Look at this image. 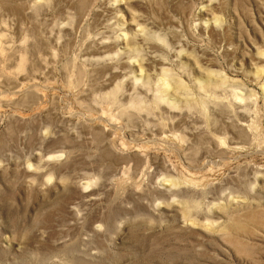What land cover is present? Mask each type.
Segmentation results:
<instances>
[{
  "label": "rangeland",
  "instance_id": "374dc122",
  "mask_svg": "<svg viewBox=\"0 0 264 264\" xmlns=\"http://www.w3.org/2000/svg\"><path fill=\"white\" fill-rule=\"evenodd\" d=\"M115 2L0 0V264H264V0Z\"/></svg>",
  "mask_w": 264,
  "mask_h": 264
},
{
  "label": "bare ground",
  "instance_id": "6f19581e",
  "mask_svg": "<svg viewBox=\"0 0 264 264\" xmlns=\"http://www.w3.org/2000/svg\"><path fill=\"white\" fill-rule=\"evenodd\" d=\"M122 1H123V0H116V2H115L116 4H115V5H118V4L123 3ZM124 2H125V1H124ZM109 5H110V4H109ZM118 7H119V6H118ZM118 7H117V8H118ZM113 8L115 9L114 6H113ZM118 9H119V8H118ZM23 12H24V10H23ZM120 15H121V14H120ZM26 16H27V15H26ZM136 20H137V19H136ZM111 22H112V21H111ZM106 23H107V22H106ZM72 24H73V23H72ZM102 24H103V23H102ZM113 25H114V24H113ZM137 25H138V24H137ZM137 25H136V28H138ZM139 25H140V24H139ZM134 26H135V25H134ZM110 27H111V26H110ZM139 27H140V26H139ZM142 27H143V26H142ZM214 27H215V26H214ZM143 30H144V29H143ZM143 30H142V31H143ZM139 31H141L140 28H139ZM145 32H146V31L144 30V33H145ZM124 33H126V32H124ZM140 33H141V32H140ZM140 33H139V34H140ZM142 33H143V32H142ZM135 34H136V33H135ZM137 34H138V33H137ZM125 35H126V34H125ZM126 36H127V35H126ZM126 36H125V37H126ZM141 36H142V34H141ZM106 38H107V37H106ZM103 41H104V40H103ZM105 41H106V40H105ZM100 43H102V42H100ZM102 44H104V43H102ZM97 45H98V48H100V46H99L98 43H97ZM101 46H102V45H101ZM105 46H106V45H105ZM102 47H103V46H102ZM121 52L124 53V51H121ZM118 54H119V53H118ZM118 54H116V56H118ZM121 55H122V53H121ZM111 57H112V56H111ZM95 59H96V58H95ZM99 59L102 60V58H99ZM104 59H105V58H104ZM97 60H98V58H97ZM105 60H106V59H105ZM107 60H108V59H107ZM104 62H105V61H104ZM110 62H111V61H110ZM97 63H98V61H97ZM97 63H96V64H97ZM112 63H113V62H112ZM98 64H99V63H98ZM101 64H102V63H101ZM108 64H109V63H108ZM136 64H137V63H136ZM103 65H104V64H103ZM103 65H102V66H103ZM113 65H114V64H113ZM108 66H109V65H108ZM112 67H113V66H112ZM108 68H109V67H108ZM110 69H111V68H110ZM112 69H113V68H112ZM112 69H111V70H112ZM108 71H109V70H108ZM114 71H115V70H114ZM141 71H142V70H141ZM112 72H113V71H112ZM113 74H114V72H113ZM115 74H116V72H115ZM141 74H142V73H141ZM133 78H134V77H133ZM133 78H132V76H131L130 80H132ZM140 79H142V78H140ZM133 80H134V79H133ZM133 80H132V81H133ZM137 81L139 82V80H137ZM19 82H20V81H19ZM134 82H136V81H134ZM162 82H163V83H162ZM162 82H161V83H162V85H161L162 92H163V91H164V92H167V96H168V93L172 92V91H173L172 88H174V87H170V85H168L167 80H165V79H163ZM179 83H180V81H178V80H177V81H174V82L172 83V84H173L172 86H176V85L178 86ZM182 83H183V82H182ZM15 84H17V83H15ZM22 84H23V82H22ZM180 84H181V83H180ZM180 84H179V85H180ZM181 85H183V84H181ZM15 86H16V85H15ZM16 87H17V86H16ZM19 87H21V86H19ZM179 87H180L179 89H181L182 86H179ZM11 88H12V87H11ZM176 89L178 90V87H176ZM174 91H175V90H174ZM172 93H173V92H172ZM174 93H175V92H174ZM176 93H177V92H176ZM163 94H165V93H163ZM165 95H166V94H165ZM159 97H160V99H163V100H165V99L167 98V97H166V98L164 99V95H161V94L159 95ZM171 97H172V96H171ZM180 99H181V98H180ZM166 100H168V99H166ZM166 100H165V101H166ZM16 101H17V100H16ZM165 101H164V102H165ZM168 103H169V101H168ZM172 104H173V101H172ZM60 157H61V156H60ZM60 157H59V158H60ZM57 158H58V157H57Z\"/></svg>",
  "mask_w": 264,
  "mask_h": 264
}]
</instances>
